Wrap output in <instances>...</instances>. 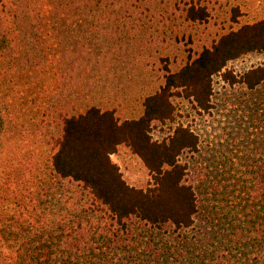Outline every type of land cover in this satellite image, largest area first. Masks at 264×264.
Masks as SVG:
<instances>
[{"label":"rangeland","instance_id":"obj_1","mask_svg":"<svg viewBox=\"0 0 264 264\" xmlns=\"http://www.w3.org/2000/svg\"><path fill=\"white\" fill-rule=\"evenodd\" d=\"M190 1L0 0V63H13L9 80L15 76L4 91H14L9 105L22 117L15 140H6L17 148L0 151V160L27 161L34 153L37 174L54 189L51 212L57 218L61 211L55 235L37 246L45 264H264V84L247 90L214 77L208 112L173 98V121L152 127L156 141L177 126L198 137L197 152L179 159L198 203L188 230L135 223L130 239L79 185L58 181L44 166L60 115L94 106L114 108L122 121L136 119L144 98L163 84L161 59L176 72L189 54L194 58L220 36L264 17V0H199L211 17L191 24L184 20ZM235 8L238 24L231 21ZM260 65L264 54L250 53L227 69L241 75ZM110 158L127 185H150L127 148Z\"/></svg>","mask_w":264,"mask_h":264},{"label":"trees","instance_id":"obj_2","mask_svg":"<svg viewBox=\"0 0 264 264\" xmlns=\"http://www.w3.org/2000/svg\"><path fill=\"white\" fill-rule=\"evenodd\" d=\"M232 13L231 21L238 24V9ZM210 17L199 0H191L185 9L184 20L191 24H206ZM250 53L264 54V17L220 36L194 58L189 54L176 72L169 70L167 58L161 59L163 84L144 98L142 113L136 119L122 121L114 108L94 106L76 115H60V134L53 139L44 161L46 170L58 181L79 185L94 207L116 223L119 234L130 239L135 240L131 228L135 223L146 229H190L198 203L193 187L185 181L186 165L179 159L185 153L197 152L198 137L187 127L177 126L171 135L156 141L151 136L152 127L173 121V98L187 100L200 112H208L214 77L247 90L263 85L264 65L241 75L227 69L229 63ZM13 66L0 63L1 152L17 148L16 143L12 146L6 140L11 136L15 140L22 118L21 111L15 112L14 105H9L14 91H4L5 81H14L15 76L9 80ZM17 86L13 83L14 90ZM121 146L137 156L148 171L150 185L145 189L127 185L111 161ZM26 156L27 161L0 160V264H45L37 246L43 238L55 235L52 229L61 214L58 210L56 218L51 212L56 204L55 192L48 178L37 174L34 153Z\"/></svg>","mask_w":264,"mask_h":264}]
</instances>
